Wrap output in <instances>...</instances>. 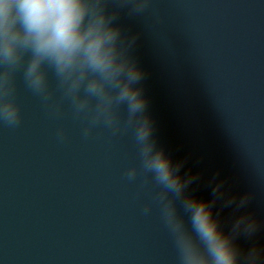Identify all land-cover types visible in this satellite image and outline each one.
Instances as JSON below:
<instances>
[{"label": "clouds", "instance_id": "9594fccd", "mask_svg": "<svg viewBox=\"0 0 264 264\" xmlns=\"http://www.w3.org/2000/svg\"><path fill=\"white\" fill-rule=\"evenodd\" d=\"M131 12H143L150 0H131ZM110 0H0V119L9 126L20 122V111L13 97V71L29 56L24 78L29 88L47 101L44 65L55 70L64 95L77 113H92L91 126L98 122L118 129L121 106L126 105L127 123L135 125L142 168L161 186L164 212L176 235L181 264H259L256 247L243 253L232 234H225L212 214L209 202L186 197L183 208L189 229L177 213L169 194H183L191 179L179 175L181 163L173 164L152 139V123L145 115L147 100L139 87L143 72L127 55L121 30L114 24L118 11H109ZM137 170L128 172L135 178ZM214 189V192L217 191ZM248 197H242L243 206ZM231 202V201H230ZM251 235L255 222L239 217L233 230Z\"/></svg>", "mask_w": 264, "mask_h": 264}]
</instances>
